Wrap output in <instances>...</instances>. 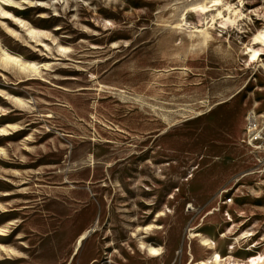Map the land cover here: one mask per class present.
<instances>
[{"label":"rangeland","instance_id":"374dc122","mask_svg":"<svg viewBox=\"0 0 264 264\" xmlns=\"http://www.w3.org/2000/svg\"><path fill=\"white\" fill-rule=\"evenodd\" d=\"M210 1L0 0V264L264 255V22Z\"/></svg>","mask_w":264,"mask_h":264},{"label":"bare ground","instance_id":"6f19581e","mask_svg":"<svg viewBox=\"0 0 264 264\" xmlns=\"http://www.w3.org/2000/svg\"><path fill=\"white\" fill-rule=\"evenodd\" d=\"M219 7H221V9H219ZM215 8H217L216 15L212 16L211 20L215 22L217 19H220L221 20L220 24L225 29L229 25V23L235 24L237 21L248 19V16H249L248 14H252V13H254V16L257 18V20L264 22V12L252 11V12H248L247 14H245V11H244L245 4L243 1H240V6L234 7L233 5L223 4V0H211L210 6L200 5L194 8V10L204 15L207 12L211 11V9H215ZM206 37L207 36H205V38ZM245 55L247 56V65L250 68L255 69L259 65V67H263L264 69V64H262V62H264V59H263L264 57V27L257 30L256 32L252 34V37L250 38L249 42L245 46ZM13 60H16V59H13ZM228 218H229L228 219L229 221H232L230 216H228ZM248 236H252V235L248 234ZM84 237H85V234L80 238V241L84 239ZM203 244L205 246H209L210 250L213 249V245H214L213 242L205 240L203 241ZM248 251H252V249L249 248ZM148 252L151 255H158L160 253L159 249L152 247V246L148 247ZM230 254L232 253L230 252ZM226 262H228V264H264V255L259 253L256 256L249 257L246 262L241 263V262L235 261L231 255L229 257H224L220 252L214 251L212 252V254H210L208 258L200 262H197L196 264H223Z\"/></svg>","mask_w":264,"mask_h":264},{"label":"built area","instance_id":"2783aa9c","mask_svg":"<svg viewBox=\"0 0 264 264\" xmlns=\"http://www.w3.org/2000/svg\"><path fill=\"white\" fill-rule=\"evenodd\" d=\"M246 130L248 145L264 158V122L260 123L254 117H249ZM232 202V199H228L226 204Z\"/></svg>","mask_w":264,"mask_h":264},{"label":"snow or ice","instance_id":"6c2138e0","mask_svg":"<svg viewBox=\"0 0 264 264\" xmlns=\"http://www.w3.org/2000/svg\"><path fill=\"white\" fill-rule=\"evenodd\" d=\"M4 15H7V13H4Z\"/></svg>","mask_w":264,"mask_h":264}]
</instances>
